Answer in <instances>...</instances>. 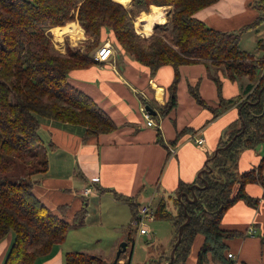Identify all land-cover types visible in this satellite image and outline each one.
Returning a JSON list of instances; mask_svg holds the SVG:
<instances>
[{
    "label": "trees",
    "instance_id": "trees-1",
    "mask_svg": "<svg viewBox=\"0 0 264 264\" xmlns=\"http://www.w3.org/2000/svg\"><path fill=\"white\" fill-rule=\"evenodd\" d=\"M215 1L132 0L134 7L129 8L118 0H0V239L10 231L14 233L2 264H35L38 256L62 242L68 230L77 225L50 208L34 192L38 176L49 165L47 147L39 133L40 117L82 126L85 139L116 129L114 119L68 79L71 70L97 62L91 51L104 41L105 29L112 33V40L120 49L148 66L150 71L164 64L174 67L175 75L166 88L162 113L170 112L177 105L179 67L186 63L204 62L208 66L217 84L219 105L210 106L200 95L197 84L189 88L198 103L212 110L213 117L237 102L239 116L229 125L217 147L238 133L231 145L212 153L201 175L193 181H179L175 195L170 196L173 209L165 197L155 203V219H167L174 227L171 248L178 238L179 226L190 216L169 264H188L198 233L204 235V241L195 264H206L209 260L234 264L228 256L232 252L228 241L242 232L222 227V217L239 199L251 205L259 201L260 197L246 191L247 183L260 182L264 188V158L258 167L238 169L241 152L264 142V88L259 97L264 85V38L257 40V47L262 51L259 55L241 48V30L216 29L195 17L197 10ZM151 4L172 5V9L169 19L156 23L153 32L145 36L136 30L135 17ZM256 5L262 13L244 28L264 21V0L257 1ZM73 20L93 39L85 49L67 46L66 51H61L53 42L50 28ZM73 25L79 27L70 23L61 30L67 32ZM54 33L61 40V35ZM214 69L224 70L232 80L247 76L249 82L243 93L224 98L222 80L212 73ZM189 130L182 129L173 142ZM158 141L164 143L160 134ZM17 164L21 165V176L15 174ZM193 184L198 185L192 187ZM183 191L190 199L184 194L178 197ZM117 197L127 200L137 211L138 203L133 197L123 194ZM131 234L132 228L127 245ZM169 260L170 253L163 252L157 259L151 256L148 263L165 264ZM64 264L107 262L104 257L86 251H68Z\"/></svg>",
    "mask_w": 264,
    "mask_h": 264
},
{
    "label": "crops",
    "instance_id": "crops-1",
    "mask_svg": "<svg viewBox=\"0 0 264 264\" xmlns=\"http://www.w3.org/2000/svg\"><path fill=\"white\" fill-rule=\"evenodd\" d=\"M257 1L217 0L197 10L194 15L211 27L241 30L242 35L244 30H249L244 27L262 13ZM158 6L164 7L165 15L172 7ZM70 22L78 24L80 30L63 33L61 40L56 39L53 31L57 26L50 28L53 42L61 51H66L67 46L80 48V42L87 37L77 20ZM135 28L139 32L136 25ZM103 36L113 42L109 30L105 29ZM114 49L115 55L106 62H92L73 69L68 79L114 119L115 130L85 139L82 126L40 117L39 133L47 147L49 165L47 171L38 176L34 192L50 208L77 225L68 230L62 242L55 243L48 253L38 256L35 264H64L68 251H86L104 257L107 264H117L116 255L113 258L112 254L124 236L128 238L132 228L130 221L136 213L127 200L117 196L133 197L138 203L137 208L148 200L155 204L160 197H165L169 206L170 196L175 195L179 181L191 182L198 176L215 152L220 138L239 116L237 102L229 104L213 117L212 110L198 103L191 94L189 86L197 84L200 95L210 106L217 107L220 103L217 84L204 62L180 65L177 105L170 112L162 113L161 106L167 98L166 88L175 75L174 67L164 64L152 72L131 54L115 45ZM213 71L222 80V96L226 99L243 93L249 82L247 76L232 80L222 69ZM135 88L145 89L148 94L146 102L156 110L153 114L155 125L146 123L141 110L144 98L135 92ZM184 128L190 130L176 143L173 142ZM158 134L164 143L158 141ZM197 138H203L202 143H198ZM171 146L177 147L174 154H170ZM263 158V146L245 149L240 154L238 169L245 171L258 167ZM94 176L98 178L93 184ZM88 185L93 191L85 195L83 190ZM245 189L251 196L260 197L259 201L251 205L243 199L237 200L225 211L221 225L242 232L228 241L229 250L234 254L230 260L234 264H264V188L260 182H250ZM236 190L237 185L234 192ZM92 225L104 226L114 232L110 247L101 245V234L90 232ZM86 231L90 234L87 235ZM13 239L12 231L0 239V264ZM203 241L204 235L198 233L187 258L188 264H195ZM155 249L152 256L157 259L172 248L160 243ZM131 263L135 264L132 258ZM206 264L223 263L209 260Z\"/></svg>",
    "mask_w": 264,
    "mask_h": 264
},
{
    "label": "rangeland",
    "instance_id": "rangeland-1",
    "mask_svg": "<svg viewBox=\"0 0 264 264\" xmlns=\"http://www.w3.org/2000/svg\"><path fill=\"white\" fill-rule=\"evenodd\" d=\"M129 2L130 3L128 5L126 4V6L129 7V8L134 7V5H132V0H130ZM254 3L256 4V2H254ZM152 5H154V4H152ZM152 5L150 6L151 8L149 7L148 10H141L140 14L135 17V25L137 26V29L139 30V33L140 32L145 33L143 31V29H142V26L139 25V23H138L139 22V18L148 15L150 13L151 9H152ZM135 8L138 9V5L135 6ZM168 8L169 7H165V9H168ZM171 9H172V7L169 8L168 13L166 12V15H165L166 19L163 22H166L169 19ZM70 23H73V22H70ZM70 23H68V24H70ZM158 23H162V22H158ZM68 24H66V25H68ZM66 25H64V26H66ZM64 26L61 25L60 27L54 28L53 31L58 32L61 35V37H62L63 33H65V32H63L61 29ZM75 30H80V28L76 27V25H73L72 27L67 29V32L71 31L73 33H77L78 31H75ZM148 35L149 34H147L145 36H148ZM258 36H264V21L261 22L260 24L256 25V26H254L253 29L249 28V30L246 29V30L243 31V33L241 35V38H240L241 46L243 48L249 50V51L255 52L257 54H261L262 51L259 50L258 47H257V38H258ZM92 39L93 38H89L88 36L86 38H84V40L80 42L82 44L81 45L82 49H85L86 44L91 42ZM106 39H108L107 36L104 38V40H106ZM100 45L101 44L97 43L94 46V49L91 51V53L93 54ZM114 45L116 47H118V45L116 43H114ZM120 50H122V49H120ZM261 146L264 147V142H261L257 146V148H260ZM20 167H21V165L17 164L16 170H15V174L19 175V176H21L23 174V172H22ZM11 178H12V176H11ZM14 178H15V176H14ZM167 198H169V197H167ZM169 207L171 209H173L172 201L170 199H169ZM130 223H131V221H130ZM148 225H149V227H150V229L152 231V233H151V237L152 238L151 239H149L148 236H145V235H137L136 226H133L131 237H132V235L135 236L136 241H135V245H134L132 261L135 264H148L149 258L152 255L155 254V251H156L155 246H157V244L163 243V244H168V246H171L172 238L174 236V227H173L171 221H169L167 219H160V218L157 219L156 218V219L152 220L151 222H149ZM134 228H135V230H134ZM90 232L91 233L98 232V234H101L102 235L101 236L102 237L101 245L103 247H110V244H111L110 242L113 241V237H114V232L113 231L107 229V227H104V226L92 225L91 228H90ZM90 232L86 231V234L88 235V234H90ZM126 240H127V237L124 236V239H122L120 241L119 246L121 245V243L123 241H126ZM129 241H131V240H129ZM119 246H117L115 248V251L113 252L114 254H112L113 258H114V255H116ZM130 247H131V244H130ZM166 253L169 254L170 251H167ZM109 254L110 253L107 252V255H109ZM124 259H125V262H126V257H124ZM121 262L122 261H120L118 263L119 264H126V263H121ZM154 264H156V263H154Z\"/></svg>",
    "mask_w": 264,
    "mask_h": 264
},
{
    "label": "built area",
    "instance_id": "built-area-1",
    "mask_svg": "<svg viewBox=\"0 0 264 264\" xmlns=\"http://www.w3.org/2000/svg\"><path fill=\"white\" fill-rule=\"evenodd\" d=\"M114 55H115L114 44L111 40L107 39L101 43V45L99 46L97 50V53L94 55V58L97 62H106ZM135 89H136L135 92H137L139 95H141L144 98V101H142L141 103V110L144 114V117L146 118V123L148 125H155L156 122L154 120L153 115L146 108V105H147L146 101L148 98V94L146 93L145 89H137V88ZM196 140L198 143H202L203 138H197ZM176 150H177L176 146H171L170 154H174ZM97 178L98 177L96 176L92 177L93 184L96 182ZM83 191L85 195L91 193L93 191L92 186L91 185L86 186ZM154 219H155V204L152 202V200H148L144 203H141L138 206L136 213L132 217L131 226L132 228L133 226H136L137 235L147 234L148 236H151L152 231L148 223ZM135 241H136L135 236L132 235L131 241L129 245H127L126 250L124 251L126 253L125 255L126 261H128L129 264H132L131 258H132V253L134 250ZM130 244H131V247H130ZM233 255H234L233 252L228 253L229 257H232ZM120 261H122L121 263H123L125 259L122 258Z\"/></svg>",
    "mask_w": 264,
    "mask_h": 264
},
{
    "label": "water",
    "instance_id": "water-1",
    "mask_svg": "<svg viewBox=\"0 0 264 264\" xmlns=\"http://www.w3.org/2000/svg\"><path fill=\"white\" fill-rule=\"evenodd\" d=\"M263 88H264V85L262 86V88H261L260 91H259V97H260V95H261V92H262ZM146 108L151 112L152 115L155 114L156 110H154L152 106H150L149 104H147V105H146ZM237 135H238V133L235 134V135L233 136V138H232L231 140H229L225 145L217 147V148L215 149V154L218 152L219 149H226L227 147H229V146L231 145L233 139H234ZM201 173H202V171L198 172V175H201ZM194 185H198V184H193L192 187H193ZM182 194H184L188 199H190L189 196H188V193L185 192V191L179 193V194H178V197L180 198V197L182 196ZM195 199H196V198H194V199H192V200H195ZM189 221H190V216L188 215L186 221L183 222V223L179 226V230H178V238H177V240L175 241L174 246L172 247V249H171V251H170V260H169L168 262H166L165 264H169V263H171L172 260L174 259V256H175V250H176V247L178 246V244L180 243V240H181V237H182V233H183L184 226H185ZM126 247H127V241H123V242L121 243V245L119 246L118 251H117V253H116V256H115V263H117V260H118V258H119V256H120V254H121L123 251L126 250Z\"/></svg>",
    "mask_w": 264,
    "mask_h": 264
},
{
    "label": "bare ground",
    "instance_id": "bare-ground-1",
    "mask_svg": "<svg viewBox=\"0 0 264 264\" xmlns=\"http://www.w3.org/2000/svg\"><path fill=\"white\" fill-rule=\"evenodd\" d=\"M119 1L123 2L125 5L126 4L128 5L130 0H119ZM165 19H166V17H165L164 7L158 6V5H152V9H151L150 13L146 16L140 17L138 23H139V25L142 26V29L146 34H150L152 32L154 24H156L158 22H163ZM75 31H79V30H75ZM108 40H110V39H108ZM98 48H97V50H98ZM97 50L95 51V53L93 55H95L97 53ZM121 254L117 260L118 262H120V260L125 257L124 251ZM123 263L129 264L128 261H126V262L124 261Z\"/></svg>",
    "mask_w": 264,
    "mask_h": 264
}]
</instances>
